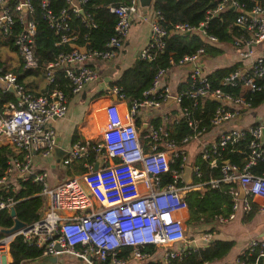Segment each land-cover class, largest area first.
<instances>
[{"label":"built area","instance_id":"2783aa9c","mask_svg":"<svg viewBox=\"0 0 264 264\" xmlns=\"http://www.w3.org/2000/svg\"><path fill=\"white\" fill-rule=\"evenodd\" d=\"M65 1L68 8L54 14L48 7L49 0H39L43 17L58 37L57 45L73 43L70 52L60 53L42 72L45 84L51 86L55 81V71H63L71 84L72 95H77L85 85L96 80L88 63L93 60L109 61L121 50L131 26V16L137 13L138 0L107 7L109 13L116 17V24L114 36L103 50L74 44L76 36L70 32L68 11L83 17L86 25H94L82 9L88 0ZM250 1L253 3L250 12L240 14L235 21L245 34L232 41L233 46L240 49L239 56L244 60L251 58V51L242 52L243 46L264 42V0ZM227 7L236 9L239 4L237 0H221L216 9L208 12L206 20ZM33 12L32 0H0V40H7L18 22L21 31L13 45L24 69L32 71L39 69V59L34 50L36 24L28 19ZM162 21L159 13L154 12L150 40L140 52L141 60H154L164 51L166 39L173 34L198 32L208 44L217 42L215 37L205 34L206 22L198 28L175 24L168 30L161 24ZM204 53V48H200L193 54L183 55L178 61H169L168 68L174 65L194 66L188 75L190 84L180 93L172 95L167 86L159 84L166 72L160 70L151 88L143 94L144 99L132 101L124 118L116 105L108 106L101 140L92 147L75 142L61 165L67 169L76 160L87 158L90 151L97 154L94 161L84 165L87 171L82 175L62 180L55 186L49 184L48 171L43 164L37 163L36 158H48L56 146L51 123L66 116V96L61 90L50 89L34 98L18 83L14 74L2 73L0 67V83L6 91L13 88L18 108L12 110L7 118L0 119V148L9 144L17 154L9 160L4 175L0 177V211L9 213L18 203L13 196L6 194H15L20 188L19 182L31 181L39 185L38 196L42 198L37 221L0 238V264H9L10 245L18 237L26 246L42 251L37 260L40 264H66V260L79 264L181 262L192 251L202 248L197 246L199 240H186L190 213L183 196L187 191L206 185L213 189H219L221 185L235 186L231 193V212L227 218H219L220 223L233 221L238 213L249 214L253 208L264 212V173L256 175L250 171L251 167L264 162V124L231 127L209 140L206 139L205 129H198L199 122L193 119L191 111L199 106L202 108L207 100L215 102L219 99L221 104L215 109L210 124L219 129L232 123L238 110L251 106V95L262 92L264 88L257 82L264 79V58L252 59L223 78L221 87L240 86L243 90L241 94H233L221 88H211L207 76L200 71ZM112 93L124 99L121 89L114 87ZM169 98L177 104L178 114L173 118L169 114H161L158 125L149 124L145 133L139 134L134 123L138 112L145 108L158 110ZM183 99L191 101V106L180 108ZM180 119L186 121L192 134L177 142L171 137L168 125ZM246 139V163L243 167L224 158L222 151L234 148ZM190 142L198 144L202 161L211 169L220 170V178H211L193 186L179 185L184 168L189 165L186 147ZM97 160H100V167L94 171ZM176 161L179 168L172 170L171 165ZM191 169L192 178L201 176L196 166H191ZM168 174L171 181L164 184L163 176ZM203 240L206 246L211 239L207 236ZM192 242L195 246L191 245ZM147 248H153V251L148 252ZM124 250H129V253L122 255ZM50 258H55L56 262H48ZM229 264H264V233L261 238L250 239L245 250Z\"/></svg>","mask_w":264,"mask_h":264},{"label":"trees","instance_id":"16d2710c","mask_svg":"<svg viewBox=\"0 0 264 264\" xmlns=\"http://www.w3.org/2000/svg\"><path fill=\"white\" fill-rule=\"evenodd\" d=\"M128 0H88L82 9L85 15H89L92 19L94 26H88L84 23L83 17L70 14V32L76 36L74 44L78 46H86L91 50H103L107 42L114 36V27L116 24V17L109 13L108 6H120L124 5ZM221 0H153L152 10L159 13L163 21L162 25L170 30L175 24H187L192 28L200 27V24L206 22V28L204 32L208 36H213L219 43H229L230 38L235 36L240 38L245 33L235 25L236 18L240 14L250 12L253 3L250 0H237L239 8L232 9L227 7L220 12L217 16L206 20L208 12L216 9ZM34 12L28 16V19H32L36 24V36L34 38V50L39 59L38 70H26L23 67V62L20 59V64L11 71H7L5 65L0 62L2 73L10 72L17 77L18 83L22 85L25 90L31 94L32 97L37 98L43 95L47 90L58 89L61 90L66 99L69 101L72 98L71 84L65 78L63 71L56 70L54 73L55 81L51 86L45 85V89L42 94L33 93L27 88V81L29 77H40L43 79L42 69L49 63L55 60L60 53H68L72 49L73 43L58 46V37L54 34L53 30L49 27L48 22L43 17L40 9L39 0H32ZM11 7V6H10ZM49 9L54 14H58L59 11L68 8V4L65 0H49ZM15 15V14H14ZM21 31V27L18 22L15 23L12 35L5 40V43L11 50L16 51L13 45L15 37ZM204 48V55L211 52H216L214 46H211L204 40L202 34L194 32L188 36L181 34L170 35L165 42V49L162 53L158 54L152 61L139 60L133 69H129L124 73L122 78L118 80L112 87L121 89V94L130 106L132 101L143 100V94L151 88L152 82L156 74L160 70H167L169 67V61L172 59L178 61L185 54H193L198 49ZM236 68L221 69L212 72L207 76V80L212 89L221 88L226 93L241 94L242 89L240 86L231 88L229 86L221 87L223 78L228 76L229 73L234 72ZM258 84L264 85V79L257 81ZM190 81L182 84L178 93L185 90ZM28 89V90H27ZM252 108L257 107L264 101V88L262 92L251 95ZM67 101V102H68ZM191 101L183 99L180 104V108L185 106L190 107ZM219 104L207 100L202 108H195L192 111L193 119L199 122L198 129H205L206 136L209 132L218 130L210 124V120L215 112V109ZM17 98L15 95L9 93L4 89V86L0 83V119H5L9 116L12 110H17ZM177 111L172 112V116H176ZM159 121H156L155 125H158ZM171 127V128H170ZM168 125L170 135L177 142L182 138L192 134L191 128L187 125L184 119L178 120L177 123L172 122ZM81 141L79 135L74 134L73 142ZM84 144L83 142H81ZM195 143V142H190ZM188 144V145H189ZM248 140H243L239 145L234 148H229L222 151L224 158L230 161L232 164H236L243 167L246 163V146ZM97 145V143H89V147ZM187 145V146H188ZM199 148V146H198ZM199 151V150H198ZM187 152V151H186ZM15 155L13 147L4 146L0 148V177L4 175V172L8 166L9 160ZM96 152L91 151L87 159L77 160L73 168L78 175H82L87 170L84 168L85 164H91L96 157ZM103 155V152H102ZM194 160L191 166H196L201 172L199 178L193 176V184L207 182L211 178L216 179L221 177L219 169H211L209 165L202 161L199 153H195ZM178 162L171 165V169H178ZM68 171V168L66 169ZM71 170V171H72ZM70 171V170H69ZM251 173L261 175L264 173V162L258 163L251 167ZM171 181L170 174L163 176V183ZM183 186V183H179ZM19 189L15 194L8 192L6 195L13 196L18 203L14 206L15 217L25 226L31 225L39 218V212L42 206V198L38 196L40 186L32 184L31 181L19 182ZM235 190V186L221 185L219 189H213L209 185L204 186L201 190H194L187 192L183 199L188 206L190 213L189 224L192 226H203L208 230L205 232L213 233L215 231L212 242L208 243L204 248H198L192 251L183 261L173 262V264H214L224 260L228 254L234 249L235 243L232 241H224L216 238L218 232L216 229V223L219 222V218H227L231 212L232 207V191ZM256 209L247 215L246 221H249L256 214ZM13 226V219L10 217L7 211H0V230H7ZM3 235L0 233V238ZM146 251L152 252L153 248H147ZM11 263L10 264H40L37 262L38 258L42 255V251L33 247L26 246L21 237L15 239L10 245L9 249ZM129 253V250H124L122 255Z\"/></svg>","mask_w":264,"mask_h":264},{"label":"crops","instance_id":"0c3cea01","mask_svg":"<svg viewBox=\"0 0 264 264\" xmlns=\"http://www.w3.org/2000/svg\"><path fill=\"white\" fill-rule=\"evenodd\" d=\"M151 2L153 3V0H151ZM131 20V26L128 35L126 36L125 40H123V46L121 50L114 58L109 61L93 60L88 63L89 67L96 75V80L94 82H89L84 86L82 92L77 95H73L69 101L67 100L68 110L66 116L63 119L55 120L51 123V128L54 130L56 137V146L54 150L56 149L58 163H56L55 159L53 158L55 153L54 150L52 154L46 159L40 160V158H36L37 163L40 162V164H43L45 169L48 171V180L51 186L59 184L56 177L59 170L58 168L61 165L65 154L70 150L75 142H78H73L74 134L79 135L81 140L79 142H83L88 146L90 142L98 143L101 140L102 133L105 128L106 108L111 105H116L123 118L128 111L129 105L127 104L126 99H120L118 96H115L112 93V89L114 88L112 86L118 80H120V78H122L126 71L135 67L136 63L140 60L139 55L141 50L144 49L149 43L150 25L154 20L152 4L151 8L149 9L142 8L138 0L137 13L136 15L131 16ZM240 29L243 31L242 28ZM234 38L236 37H231L229 43L226 44L219 43L218 41L216 43L210 44L211 46H214L216 52H211L203 56L200 63V71L202 75L208 76L212 72L221 69L227 70L236 67H243V65L250 63L252 59L264 58V42H262L260 44L251 45L250 47L243 46L241 51H251V58L249 60L241 59L239 56L240 49L233 46L232 41ZM0 62L5 65L7 71L11 72L20 64V58L17 52L11 50L4 40H0ZM188 66L190 65L171 66L166 70L165 75L159 84H162V86H167L171 94L176 95L178 93L179 87L187 81L188 75L191 72L184 69ZM42 80L44 81V79L40 77L27 78V81L30 83L27 84L29 91L42 94L46 85L45 81L43 83ZM176 108L177 104L175 102L167 101L162 104L161 108L158 110L153 108H145L140 110L134 120L138 132L140 131V134H143L145 133L149 124H155L156 121H159L160 123L161 119L159 116L161 114H169L170 118L175 117L172 116V112L176 111ZM258 124H264V101L261 102L257 107L252 108V106H250L249 108L238 110L237 116L232 123H228L226 126H223L216 131L214 130L213 132H209V134L206 136V139L211 140L215 136H218L221 132H224L226 129L231 127L247 128ZM145 125L146 128H143ZM4 146L12 147L9 144H5ZM198 150L199 148L196 142L191 143L186 147V151L189 155L188 167L191 168L190 165L192 164V161L195 158L194 155L198 152ZM16 155L17 154L15 152L13 157H16ZM82 159L87 158H81L79 160ZM74 163L69 166L68 170H75L73 168ZM85 165L89 164L87 163ZM73 170L71 171L72 173L75 172ZM73 176H77V174L72 175V177ZM182 183L184 184L183 186H188L183 182V180ZM193 185L192 178V184L190 186ZM247 215L248 214L238 213L233 221L227 222L226 224L216 223V229L218 232V236H216V238L224 241H232L235 243V246L224 260L214 264L233 263L240 253L245 250L246 244L250 239L261 238L263 236L264 212L260 213L256 211V214L249 221L245 220ZM240 223L244 225L242 230L237 228L238 224ZM227 224H231V226L228 228L227 232H224V234L221 235L225 228L223 230L221 229ZM203 230L206 231L208 229L204 227ZM212 234L213 238H215V231ZM210 242L211 240H209L208 243ZM201 247L204 248L205 245ZM11 261L12 260L10 257L8 260L9 264ZM73 263L78 264L77 261L66 260V264Z\"/></svg>","mask_w":264,"mask_h":264},{"label":"water","instance_id":"95a60500","mask_svg":"<svg viewBox=\"0 0 264 264\" xmlns=\"http://www.w3.org/2000/svg\"><path fill=\"white\" fill-rule=\"evenodd\" d=\"M139 4H140V6L142 8L149 9V8H151L152 2H151V0H139ZM24 9H25V7H24ZM81 14H82V12H81ZM185 35L188 36L190 34L187 33ZM184 69L186 71H192L194 69V66L191 65V66H188V67H186ZM8 92H10L11 94L15 95V92H14L12 87H10L8 89ZM170 101H172V98L168 99V102H170ZM214 101H215L216 104H221V100H219V99H216ZM143 128H146V125ZM138 133L140 134L141 132L139 131ZM54 151H55V153L53 155V158L55 159L56 163H58V157L56 156V149ZM99 167H100V160H97L95 165H94V171H97ZM191 175H192V169L190 167L186 166L184 168V173L182 175V180L188 186H190L192 184ZM242 195H243V191L241 190L240 199H242V197H243ZM9 215L13 219V226L10 229H7V230H0V233L2 235L12 234V233L17 232L18 230H21V229H23L25 227L24 223H22V222H20L19 220L16 219L14 208H12L10 210ZM211 242H212V240H211ZM191 245L195 246L194 242H192ZM56 248L58 249V247H56ZM48 262L55 263L56 259L55 258H50V259H48ZM36 264H38V263H36Z\"/></svg>","mask_w":264,"mask_h":264},{"label":"rangeland","instance_id":"374dc122","mask_svg":"<svg viewBox=\"0 0 264 264\" xmlns=\"http://www.w3.org/2000/svg\"><path fill=\"white\" fill-rule=\"evenodd\" d=\"M43 81V80H42ZM44 83V81H43ZM58 172H57V182L61 183L62 180H66L70 177H72V175L74 174H77V172L75 171L74 173H72L71 171H67L66 169L63 168L62 165L59 166L58 168ZM64 170V171H63ZM56 173V171H55ZM78 175V174H77ZM196 190H201V188L199 189H196ZM231 226V224H227L226 226H224L221 230H224L222 231L221 235L224 234V232H227L228 228ZM244 227V225L242 223L238 224L237 228H239L240 230H242ZM240 230H236V231H240ZM207 232H205L203 230V226H192L191 224H188L187 225V230H186V240L188 242L192 241V240H199L197 241V246L198 247H201L203 245H205V241L203 240V238H206L208 236V238L210 237V239L212 240L213 239V234L212 233H208L206 234ZM220 235V236H221ZM75 264V263H73ZM79 264V263H78Z\"/></svg>","mask_w":264,"mask_h":264}]
</instances>
